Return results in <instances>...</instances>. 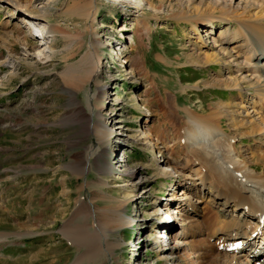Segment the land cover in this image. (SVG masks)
<instances>
[{
    "label": "rangeland",
    "instance_id": "rangeland-1",
    "mask_svg": "<svg viewBox=\"0 0 264 264\" xmlns=\"http://www.w3.org/2000/svg\"><path fill=\"white\" fill-rule=\"evenodd\" d=\"M150 1L97 0L98 11L89 15L78 9L82 0H0V264H187L195 254L175 235L173 249L159 253L154 245L163 211L157 201L168 195L176 175L191 180L185 151H201L185 135L186 108L192 117L211 116L220 108L229 115V105L237 125L223 116L219 128L234 135L252 130L248 116L258 118L250 107L258 98L250 82L240 83L244 98L239 88L223 83L241 74L234 61L204 65L199 57L223 53L214 39L236 29L235 18L200 25L204 43L190 21L174 17L180 2L188 0ZM213 1L235 10L253 3ZM52 25L59 31L51 32ZM223 46L230 50L232 44ZM263 59L257 62L262 68ZM141 126L154 147L139 132ZM254 135H235L248 160L264 153V141ZM117 154L128 159L117 166L120 171ZM216 164L222 178L224 164ZM233 167L240 180L256 183ZM197 194L189 192L194 200ZM201 204L204 218L217 223L223 208ZM184 215L189 218L178 219L175 231L193 228L195 219ZM130 219L143 220L132 223L143 232L139 258L134 256L138 231ZM201 225L207 226L203 220ZM200 237H188L197 251L205 250Z\"/></svg>",
    "mask_w": 264,
    "mask_h": 264
},
{
    "label": "bare ground",
    "instance_id": "bare-ground-1",
    "mask_svg": "<svg viewBox=\"0 0 264 264\" xmlns=\"http://www.w3.org/2000/svg\"><path fill=\"white\" fill-rule=\"evenodd\" d=\"M161 1L163 2V0ZM180 4V11L175 15L173 14L174 17L179 19L182 17L181 19L190 21V23L193 24L194 30L197 34L201 33L199 29L200 25L211 27L214 25L215 19L219 21H227L228 23L229 21H232V19L234 21L236 19L237 21L238 26L236 29L233 31L229 29L221 31L214 39L216 42H219L222 45H218L221 46L220 50H222V54L219 52H211L207 53L205 57H201L200 53L199 57L204 65L205 63L210 65V63L213 62H223L226 60L234 61V63H236V67H234V69L237 73L243 74V77L241 74H237L233 79H231V81L227 82L224 79L223 83L229 84L235 88L237 87L238 89L241 87V82H250V87H253L254 91L256 92L254 96L258 97V100L254 101V105H252V107L254 106V112L257 110L255 113L258 115V118H255L253 115H249L248 117H250V123L248 121L247 122L252 127V130H248L249 132L247 133L243 132L240 134L231 135L230 133L228 134L225 131H221L219 128L223 116H229L232 124L237 125L238 120H236V113L232 109H229V105L228 112L231 113L229 115L226 111L223 112L225 108L221 109L219 107L220 111H215L213 114H211V116H200L202 114H195V117H192L194 112L189 108H186V113L190 116V118L186 125L185 135L191 140V144L201 151L196 152L195 150L191 149L186 150L185 161L188 169L190 170L189 174H192L191 177L195 179L189 189L198 190L200 192L201 200H199V203L207 201V203L214 205V207L219 205L227 211V214L230 215L229 218H220L217 223H210V220L205 222L206 225L210 223L206 228L209 240L212 238V236H215L217 239V248L221 243L227 244L233 239H238V236H240L244 241L251 243L253 240L251 235L255 231L260 230V220L264 216V153H254L251 156V160H248L242 157V154L244 153H242V150H238L235 141L237 140L236 138H238V136L240 137L242 135L252 133L259 135L257 140L259 143L261 140H264V114L258 112H264V68H262V64L257 63L258 60H262L264 58V0H253L252 5H250L251 7L246 5L243 8H240L241 10L238 8L236 10L231 9V7L227 6L226 4H220L219 2H215L213 0H188L187 3L180 2ZM78 9L82 13L93 15L95 14V11H98L99 6L97 5V0H82V3L79 5ZM23 12L28 13L31 18L33 17L31 12L27 10H24ZM216 12L219 13L216 14ZM54 26H51V32H58V28ZM198 37H200V39L203 41L201 34L198 35ZM238 37H241V39L236 41ZM17 40H14V42H17ZM224 44H232L231 49L228 50L229 47H224ZM233 53H235L236 56H234ZM239 57L242 59L238 60ZM93 59L96 58L94 57ZM197 60L199 61V59ZM191 61L193 62V60ZM228 67L231 68L230 65ZM253 117L257 120L255 121L257 123L253 121ZM201 120L207 122L206 128L203 127ZM241 120L245 121L247 119L243 118ZM151 121V118H147L145 123L147 124ZM139 132H142L144 139H146L151 147H154L152 146V137L147 134V131L143 126H141L139 129ZM228 137H230L229 142H227ZM257 146L260 147L262 145ZM216 161L224 164L223 167L226 174H223L221 176L222 178H218L220 175L218 173L219 168L216 164ZM233 166L239 168L244 176L250 178L256 183H245V178L240 180V176L236 175ZM228 177H230V179ZM236 182H243L244 184H237ZM184 192L187 193V196H185V202L188 201L187 205H193L191 208H188L190 210V216H193L196 212H199L198 207L200 206L198 203H192L191 197L188 196L187 190ZM173 197L177 198V193H174ZM178 204L180 205L177 208H179L180 211L184 210V212H187V210L184 208L186 203L182 204L181 202H178ZM180 207H182V209H180ZM231 209L235 211H231ZM184 212H182V215H184ZM236 212H238V214H236ZM241 212L245 215V218H243V215L240 214ZM184 217L186 218L185 215ZM214 225L216 227L213 229L212 227ZM199 227L200 228L198 229L192 228L190 233L200 235L205 233V230L201 226ZM81 234L83 235L84 232ZM188 236L189 234L186 232H182L180 234L178 233L176 235L177 239L179 240ZM161 237L163 238V236ZM82 239L83 237L81 240ZM220 240H222V242H220ZM212 255L213 256H211V258L209 257L207 260H205V262L209 260L208 264H240L245 260L244 258L240 257V255H230L228 252L220 250L214 251V254Z\"/></svg>",
    "mask_w": 264,
    "mask_h": 264
},
{
    "label": "crops",
    "instance_id": "crops-1",
    "mask_svg": "<svg viewBox=\"0 0 264 264\" xmlns=\"http://www.w3.org/2000/svg\"><path fill=\"white\" fill-rule=\"evenodd\" d=\"M56 141H58V139H57ZM56 141H55V142H56ZM67 175H68V173H67ZM68 185H69V184H67V187H69Z\"/></svg>",
    "mask_w": 264,
    "mask_h": 264
}]
</instances>
